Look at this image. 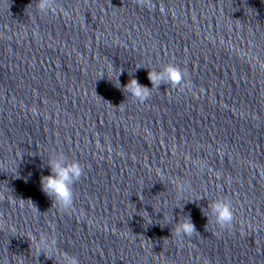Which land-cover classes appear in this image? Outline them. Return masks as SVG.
I'll return each instance as SVG.
<instances>
[{"label": "clouds", "instance_id": "obj_1", "mask_svg": "<svg viewBox=\"0 0 264 264\" xmlns=\"http://www.w3.org/2000/svg\"><path fill=\"white\" fill-rule=\"evenodd\" d=\"M135 3L140 7H152V0H135ZM55 6L56 0H37L36 4L37 10L44 14L53 12ZM148 79L151 82V88L140 84L133 77L123 86V91H126L137 101L143 103L149 98L150 90L153 87L159 89L161 84H165L173 88L183 89L187 86L185 72L178 65L172 63L164 65L160 70L149 69ZM47 166L50 169V174L41 176V191L52 200V204H55L59 210H70L74 202L73 185L80 180L84 173L82 165L76 160H70L62 153H57L50 156L47 161ZM0 199H4L2 194H0ZM23 201L24 199H20L21 203ZM11 203L15 204L16 200L13 199ZM208 207L211 217L219 229L227 230L232 226L234 210L230 201L217 199L211 202ZM196 233L198 232L190 216H186L184 220L176 222L172 229V235L174 234L180 240H183L184 237L190 238ZM42 243L45 246H49L46 240L42 241ZM63 264H79V259L78 257L65 253L63 256Z\"/></svg>", "mask_w": 264, "mask_h": 264}]
</instances>
